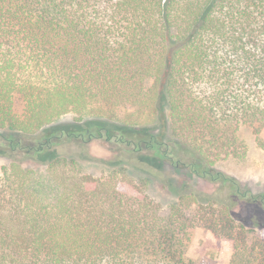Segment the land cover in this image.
Wrapping results in <instances>:
<instances>
[{
    "label": "trees",
    "instance_id": "trees-1",
    "mask_svg": "<svg viewBox=\"0 0 264 264\" xmlns=\"http://www.w3.org/2000/svg\"><path fill=\"white\" fill-rule=\"evenodd\" d=\"M244 125L264 149V0H0V264H196L199 228L264 264V190L216 168Z\"/></svg>",
    "mask_w": 264,
    "mask_h": 264
},
{
    "label": "rangeland",
    "instance_id": "rangeland-1",
    "mask_svg": "<svg viewBox=\"0 0 264 264\" xmlns=\"http://www.w3.org/2000/svg\"><path fill=\"white\" fill-rule=\"evenodd\" d=\"M72 117H67L62 122L72 121ZM256 127L244 125L239 132L240 141L246 148L245 155L241 159H227L219 162L216 168L226 174L235 177L241 183L250 188L253 192H261L264 190V149L257 140ZM264 141V129L260 134ZM89 154L98 159L106 160L111 158V151L103 141H93L87 146ZM59 154L81 153L82 148L79 144L59 145L56 148ZM79 168L83 173L90 174L95 177L107 176L110 169L101 161H92L87 158L79 157ZM8 164L5 157L0 156L1 168ZM164 175L172 176L175 183L180 186L184 183L192 184L188 181L184 174L173 175L171 168H166ZM171 174V175H170ZM164 176V177H165ZM152 197L160 202L165 208L176 201L175 197L160 183L153 181L151 184ZM233 255V246L229 241H219L214 234L204 228L195 231L194 238L189 247L188 256L196 264H229Z\"/></svg>",
    "mask_w": 264,
    "mask_h": 264
}]
</instances>
